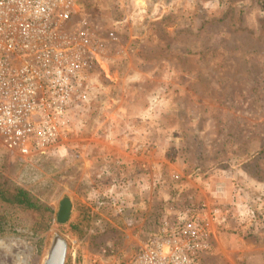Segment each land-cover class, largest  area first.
<instances>
[{
	"label": "rangeland",
	"instance_id": "obj_1",
	"mask_svg": "<svg viewBox=\"0 0 264 264\" xmlns=\"http://www.w3.org/2000/svg\"><path fill=\"white\" fill-rule=\"evenodd\" d=\"M80 7L101 45L97 98L67 149L25 155L0 137L1 188L37 208L0 194V264H44L57 235L64 264L168 245L195 264H264L263 0Z\"/></svg>",
	"mask_w": 264,
	"mask_h": 264
},
{
	"label": "built area",
	"instance_id": "obj_2",
	"mask_svg": "<svg viewBox=\"0 0 264 264\" xmlns=\"http://www.w3.org/2000/svg\"><path fill=\"white\" fill-rule=\"evenodd\" d=\"M81 1L0 0V137L8 149H67L62 140L74 131L73 120L97 98L101 45ZM135 264L195 263L168 245L166 252L150 248Z\"/></svg>",
	"mask_w": 264,
	"mask_h": 264
},
{
	"label": "water",
	"instance_id": "obj_3",
	"mask_svg": "<svg viewBox=\"0 0 264 264\" xmlns=\"http://www.w3.org/2000/svg\"><path fill=\"white\" fill-rule=\"evenodd\" d=\"M71 213V202L65 198L60 206L58 212V222L64 223ZM66 254V242L64 239L57 235L52 243L47 259L44 264H64Z\"/></svg>",
	"mask_w": 264,
	"mask_h": 264
},
{
	"label": "trees",
	"instance_id": "obj_4",
	"mask_svg": "<svg viewBox=\"0 0 264 264\" xmlns=\"http://www.w3.org/2000/svg\"><path fill=\"white\" fill-rule=\"evenodd\" d=\"M262 1V0H260ZM264 2V0H263ZM0 194L4 196V199L15 204H19L25 207H28L30 209L37 210L36 206L30 202V198L28 196V193L20 188H1L0 186ZM33 211V210H32ZM35 212V211H33Z\"/></svg>",
	"mask_w": 264,
	"mask_h": 264
}]
</instances>
